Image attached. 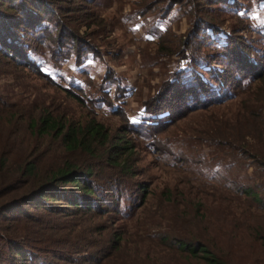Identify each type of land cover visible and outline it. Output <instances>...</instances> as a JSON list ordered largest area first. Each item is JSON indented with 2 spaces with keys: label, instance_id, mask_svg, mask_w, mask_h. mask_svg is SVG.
<instances>
[{
  "label": "rangeland",
  "instance_id": "1",
  "mask_svg": "<svg viewBox=\"0 0 264 264\" xmlns=\"http://www.w3.org/2000/svg\"><path fill=\"white\" fill-rule=\"evenodd\" d=\"M46 1L40 25L14 32L28 62L0 52V158L35 149L40 168L88 163L32 130L45 113L93 119L130 150L120 177L104 155L92 159L99 192L119 188L115 207L65 222L107 255L64 264H204L173 240L224 264H264V0ZM192 75L202 83L189 94L180 82Z\"/></svg>",
  "mask_w": 264,
  "mask_h": 264
},
{
  "label": "trees",
  "instance_id": "2",
  "mask_svg": "<svg viewBox=\"0 0 264 264\" xmlns=\"http://www.w3.org/2000/svg\"><path fill=\"white\" fill-rule=\"evenodd\" d=\"M50 3L46 0H0V52L12 58L19 49L22 61L27 63L24 54L28 52L23 47L24 42L14 37L15 29L25 24H32V27L40 25V17L51 13ZM249 70L254 71V68L249 67ZM198 78L193 76L190 82L187 81L189 83H180L192 84L188 93H195L202 83ZM177 85L181 87V84ZM30 127L39 136L51 135L58 139L67 153L77 149L84 152L88 163L80 166L65 159L59 165L40 168L37 154L33 155L35 149L12 164L0 158V170L12 165L8 172L13 171L0 182V264H64L72 261L74 255H85L86 261L95 263L107 255V246H103L98 238H79V235L74 236V231L67 232L65 222L74 216L89 217L99 214L104 207H115L116 197L121 195L119 188L116 185L112 191L99 192L98 179L101 177L93 174L92 159H100L104 155V164L120 177L130 171L126 164L129 147L121 138H109L102 124L93 119L82 124H65L45 113ZM98 152L102 154L98 155ZM30 178L36 179L25 191L18 192ZM241 191L260 201L252 189L242 188ZM94 232L98 234V228ZM171 243L178 251L204 264H224L200 242L173 240Z\"/></svg>",
  "mask_w": 264,
  "mask_h": 264
}]
</instances>
